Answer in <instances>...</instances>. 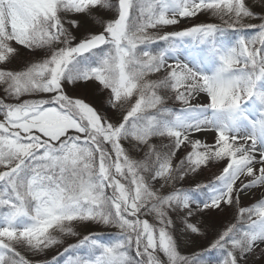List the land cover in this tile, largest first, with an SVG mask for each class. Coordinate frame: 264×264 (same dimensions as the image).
<instances>
[{
    "label": "snow or ice",
    "instance_id": "1",
    "mask_svg": "<svg viewBox=\"0 0 264 264\" xmlns=\"http://www.w3.org/2000/svg\"><path fill=\"white\" fill-rule=\"evenodd\" d=\"M91 225L115 232L64 246ZM258 261L264 14L247 0H0V264Z\"/></svg>",
    "mask_w": 264,
    "mask_h": 264
},
{
    "label": "rangeland",
    "instance_id": "2",
    "mask_svg": "<svg viewBox=\"0 0 264 264\" xmlns=\"http://www.w3.org/2000/svg\"><path fill=\"white\" fill-rule=\"evenodd\" d=\"M250 6L253 7V9L257 12V15L264 14V12L261 11V8L264 7L259 3V0H247ZM202 22H216L211 20L208 17L200 16L198 19H194L191 23H202ZM251 23H258L259 21L252 20ZM74 94L80 95L81 97L89 100L90 102L95 103L96 105H99L101 103L102 98L94 92V90H85V89H76ZM210 175V173H205L204 176L199 177L200 180H204ZM191 183V181H190ZM255 197L252 198H245L243 203L245 205L251 204L254 202ZM205 219L208 220L209 223L213 225L212 229H209L205 236H202L195 241L191 242L190 244H186L182 249V253L186 255H191L193 252L200 251L201 249L208 246V244L212 241L215 235V230H219L222 228L228 221L231 219V213H229L227 216L220 215L217 217H206ZM77 231L80 233L79 237H68L65 239L64 246H67L68 244L76 243L79 238H82L83 235H87L90 231L91 232H99L104 233L106 236L113 234L115 232L114 229L111 228H105L104 226H98V225H91L88 227H82L78 228ZM63 248L60 247L58 249L52 250L48 253V258L51 259L52 256L57 255L58 251H62ZM257 264H261V262H257Z\"/></svg>",
    "mask_w": 264,
    "mask_h": 264
}]
</instances>
